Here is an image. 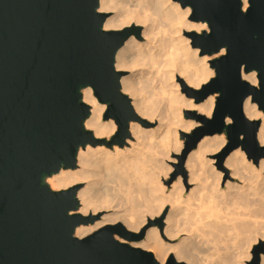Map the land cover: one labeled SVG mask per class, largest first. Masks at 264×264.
Segmentation results:
<instances>
[{"label": "water", "instance_id": "95a60500", "mask_svg": "<svg viewBox=\"0 0 264 264\" xmlns=\"http://www.w3.org/2000/svg\"><path fill=\"white\" fill-rule=\"evenodd\" d=\"M178 1L191 6L192 20L209 28L190 31L192 45L202 54L225 49L210 62L213 77L200 88L184 87L196 102L218 96L210 117L186 111L200 125L191 134L181 131L186 142L178 166L183 170L203 136L222 132L228 139L222 159L238 147L264 157L260 121L244 113L249 96L264 111V0H248L245 9L243 0ZM98 5L99 0H0V264H188L173 254L162 263L129 243L142 240L151 226L163 230L164 216L149 219L139 232L118 222L76 236L78 225L97 218L77 212L81 184L53 190L44 182L63 167L77 168L80 147L122 146L129 122H145L121 90L123 71L115 67L117 51L140 27L104 29L108 15ZM253 70L258 85L242 76ZM85 86L108 104L104 118L117 124L110 141L85 128ZM250 264H259L258 252Z\"/></svg>", "mask_w": 264, "mask_h": 264}, {"label": "bare ground", "instance_id": "6f19581e", "mask_svg": "<svg viewBox=\"0 0 264 264\" xmlns=\"http://www.w3.org/2000/svg\"><path fill=\"white\" fill-rule=\"evenodd\" d=\"M247 6L248 0H243V8L245 9ZM98 11L112 13V15L105 18L104 29L136 26L133 25L134 23L142 26V29L139 26L141 34L139 33L138 36L131 35L117 51L115 67L118 70H130L129 74H124L120 78L121 90L129 95L135 111L141 117L148 116L151 120L157 118L158 125L154 129H147L137 121H130L129 129L136 140L128 141L130 147L123 149L118 145H113L110 148L103 144H87L84 147H80L77 152V168L63 167L58 172L46 175L44 182H47L53 190H61L85 180L86 185L77 192L80 200L77 212L85 215L95 214L106 205L105 199L100 194L103 181L113 184L116 197L120 203L117 205L119 207L128 206L123 211L121 210L122 208L117 209V211H110L111 213L102 216L100 220L98 219L91 224L78 225L75 229V235L78 237H84L104 224L116 222L117 220H123L127 228L138 231L150 217L159 215L163 211L164 206L169 203L171 207L168 209L167 215H165V227L163 230L161 231L158 225L149 227L146 230L145 237L138 243L136 242L137 245L139 244L145 249L152 250L162 263L171 254H174L177 260L184 259L190 264H197L198 262L193 261L194 254H196H193V250L201 245L197 242L198 237H201L203 242L205 241L203 237H205L208 241L207 243L212 242L214 245L212 247L215 250H219L220 243H224V248H228L231 236L236 233L235 237H233L235 239L233 240L234 242L231 241L232 239L230 242H232V247H235L237 251L234 252L233 250L232 254L230 252L231 255L225 251L232 257L228 258L233 259V262L228 264H245L242 258L244 256L247 257L248 250L246 249H249L250 246L242 250V245L245 244L241 243V245L240 242L242 241H237L239 239L238 236L241 234V232L239 234V230L242 229V226L239 224L235 225L233 221L230 223V218L227 221L233 227L230 228L229 225L228 228H235L238 232L236 230H230L229 232L227 228L229 223L225 222L227 218L223 219L222 215L224 212L220 211L224 206L225 208L227 207V210L229 207L232 209L231 206L234 209H240V206L243 203L246 204V201L248 203L250 201V205L253 204L252 207L247 206V208L257 207H254V200L260 198V196L256 197L253 189L256 188L255 184L260 188L259 183L264 179L263 174L261 175V171L264 169V159L260 161V166L257 167L251 160H248L246 152L238 147L231 151L225 159V165L231 168V172L229 173L227 169L226 171L225 169L218 171V169H215L214 159L210 155L219 152L226 143L225 132L205 135L187 154L185 165L189 169V183L192 185L189 192L183 188L181 176L173 183L170 190L162 181V163L161 166L156 168L153 166L160 164H152L153 160L154 162L155 160H157L156 162L164 161L163 157L170 156L169 153L171 151H181L183 141L178 137V133L181 130H192L199 124L198 121L185 118V110L191 108L208 117L212 115L214 110L217 94H211L205 100L196 102L194 97L187 96L184 91L185 85L197 89L215 75L214 68L209 65V60L212 57L202 54L200 48L194 47L191 37L187 34L190 30L202 32L204 28L208 27L207 22L192 20L190 18L192 13L191 6H182L177 0H99ZM220 53L224 54L225 49L223 48ZM242 76L253 85H258L257 72L255 70L250 72L243 71ZM151 91L163 100V107L161 106L162 110L159 112L155 110V106L153 107L147 103V96ZM81 93L82 100L90 105V114L84 121L85 128L92 129L97 137L109 133L113 134L117 128L115 120L113 118H103L108 104L98 100L91 86L81 88ZM244 113L252 120L261 118L257 140L261 146H264V112L256 102L252 101L251 96L245 99ZM231 121L230 117L226 118V124ZM139 145L141 147L145 146L146 151L148 149L147 153L152 150V154L146 155L145 151L144 155L142 157L140 155V158H138L137 147ZM144 150L141 151L143 152ZM237 177L241 179V184L235 182ZM251 184L254 185L251 187ZM251 188H253L252 192ZM260 192L264 193V191ZM133 193H136V195L134 194V196ZM250 195L255 196L256 199H251ZM262 203L264 204L263 201ZM107 207L109 206L107 205ZM262 207L259 206V210ZM238 209L237 217L243 214L244 211L246 212V210L243 211L242 209L243 212L241 211L240 213ZM234 211V214H236V210ZM248 211L245 214L250 212ZM227 212L229 213V210ZM258 213L262 212L257 211ZM225 214L227 215L226 212ZM253 215H250V217L252 218ZM233 216V218H237L235 215ZM256 218L258 219L259 217ZM247 220L237 221H240L242 225L243 222L241 223V221L248 224ZM255 220H248L249 224L254 221L251 222L254 223L253 227L251 226L252 224L246 226L243 223L246 226L244 228L250 226L247 229H252L250 231H253L254 225L256 226ZM255 231L258 232L256 229L254 234ZM160 232L169 240L178 237L180 234L186 235L181 242L179 241V244L176 242L171 244L161 239ZM220 232L221 236H216V233ZM224 232L226 235L229 234L225 237L228 238L227 240L223 238ZM180 237L182 238V236ZM246 237L244 238L246 239V241H243L244 243L248 242V237ZM119 240L125 241L122 238ZM199 240L201 241L200 238ZM222 246L224 245H221V249H223ZM208 249L210 248L208 247ZM212 251L218 254V260L213 264H226L229 260L228 258L226 260L225 255L227 254H224L225 252L222 251L223 254H219L218 252L221 250L217 252L212 249ZM260 264H264V255H262Z\"/></svg>", "mask_w": 264, "mask_h": 264}, {"label": "rangeland", "instance_id": "374dc122", "mask_svg": "<svg viewBox=\"0 0 264 264\" xmlns=\"http://www.w3.org/2000/svg\"><path fill=\"white\" fill-rule=\"evenodd\" d=\"M178 1V0H177ZM180 2V1H179ZM105 13H107V15L108 16H110V15H112V13L111 12H105ZM190 18H191V15H190ZM133 25H136V26H140L141 27V29H142V26L140 25V24H136V23H134ZM126 27V26H125ZM124 28V27H123ZM120 29H122V28H120ZM203 30H209V28L207 27V28H204ZM190 31H196V30H190ZM189 31V32H190ZM189 32H187V34L189 33ZM198 32V31H197ZM140 34H141V32H140ZM222 53H213V54H207V55H209V57H212L211 58V60H213V59H215V58H217V57H219L220 55H221ZM211 60H209V65L211 66V64H210V62H211ZM212 67V66H211ZM215 70V69H214ZM121 71H123V75L125 74H129L130 73V70L129 69H123V70H121ZM194 88V87H193ZM126 94V93H125ZM216 94V93H215ZM128 95V94H127ZM153 95V96H152ZM218 95V94H217ZM129 96V95H128ZM150 96V97H149ZM154 96H155V98H154ZM152 97V98H151ZM158 97V98H157ZM151 100H150V99ZM160 98V99H159ZM157 99V100H156ZM150 100V101H149ZM153 100V101H152ZM160 100V101H159ZM161 100H162V98L160 97V96H158L157 94H153L152 93V91H151V93L149 94L148 93V96H147V103L149 104V105H151V106H155L156 108H155V110L156 111H160V110H162V104H163V100H162V102H161ZM149 101V102H148ZM152 102V103H151ZM157 102H158V104H157ZM154 104V105H153ZM158 106H160V107H158ZM162 106V107H161ZM134 108V107H133ZM106 110H107V108H106ZM106 110H105V112H106ZM135 110V109H134ZM186 111H197V110H194V109H191V108H188L187 110H185V112H184V116H185V118H188V119H192L193 121H197V120H195L194 118H191V117H188L187 116V114H186ZM105 112H104V114H105ZM264 112V111H263ZM137 113V112H136ZM138 114V113H137ZM139 115V114H138ZM140 116V115H139ZM141 117V116H140ZM103 118H104V115H103ZM141 118H143V119H145V122H142V121H139V120H133V121H137V122H139V124H141L143 127H145V128H147V129H154V128H156L157 127V125H158V119L157 118H154V119H152L151 120V118H149L148 116H145V117H141ZM248 118V117H247ZM105 119V118H104ZM110 119V118H109ZM252 120V119H251ZM254 120H259L260 121V123H261V118H258V119H254ZM198 125L197 126H199L200 125V122L198 121ZM197 126H195L192 130H181V131H184V132H187V133H192V131L197 127ZM129 127H130V122H129ZM90 129V128H89ZM90 130H92V129H90ZM130 130V129H129ZM181 131L178 133V137L180 138V140L181 141H183V147H182V149H181V151H175L174 150V152L173 151H171V153H169V155L170 156H165V157H163V160L164 161H158V162H156L157 160H155V162H154V160H153V163L152 164H154V165H156L157 163L158 164H160V165H156V166H153V167H159V166H161V163H162V166H163V170H162V168H161V172L162 173H164V174H162L161 173V175H162V181H163V183H164V185H166L167 187H169V189L171 190V187H172V185H173V183H175L178 179V177L179 176H181L182 177V182H181V184H183L182 186H183V188L185 189V190H187V192H189V190L192 188V185L189 183V169H187V166L185 165V163H184V165H183V170L178 166V164H179V159H178V155H181L182 153H183V150L185 149V142H186V138L185 137H182L181 136ZM117 132V128H116V130L114 131V133L113 134H111V133H109V134H107V135H103V136H98L99 138H103V139H105L106 141H110L111 139H112V137L115 135V133ZM216 134H219V133H216ZM225 136H226V139H227V135L225 134ZM133 139V140H132ZM129 140H132V141H136L135 140V137L133 136V134H132V131L130 130V136L128 137V138H126V140H125V143L122 145V146H120L121 148H123V149H125V148H127V147H130V144H129ZM227 143H228V139L226 140V143L224 144V146L221 148V150L219 151V152H217V153H215V154H211L210 155V157L212 158V159H214V167H215V169L217 170L218 169V171L219 170H224L225 169V171H226V169H227V171L230 173L231 172V168H228V167H226V165H225V159H226V157L228 156H226L224 159H222V157H221V154L223 153V151H224V149H225V147H226V145H227ZM258 143H259V141H258ZM103 145H105V146H107V147H110V148H112V146L113 145H118V144H112V146H108L106 143H102ZM98 145H101V144H98ZM119 146V145H118ZM158 147V146H157ZM160 147H162V146H160ZM259 147H264V146H261L260 144H259ZM138 154H137V157L138 158H140V155H141V157H142V155H144L143 153H145V151H146V147L144 146H142L141 147V145H139L138 147ZM143 148V149H142ZM239 148H241V147H239ZM145 149V150H144ZM141 150H144L143 152L141 151ZM244 150V149H243ZM150 152V154H152V150H149ZM245 152H246V150H244ZM259 151V150H258ZM141 152V153H140ZM148 152V149H147V151H146V155H150L149 153H147ZM172 154V155H171ZM246 154H247V158H248V160H251L252 161V163L255 165V166H257V167H259L260 166V161L262 160V159H264L263 157H261V158H259V159H257L256 157H255V153H253V154H248L247 152H246ZM167 157V158H166ZM187 158V157H186ZM142 159V158H141ZM162 159V158H161ZM185 162H186V160H185ZM164 163V164H163ZM77 167H78V165H77ZM166 171V172H165ZM262 173H261V175L263 174V177H264V169L261 171ZM235 182L236 183H239V184H241L242 183V181H241V179H239L238 177L235 179ZM47 183V182H46ZM77 183H80L81 184V188L83 187V186H85L86 185V181L85 180H81V181H79V182H77ZM263 183V184H262ZM48 184V183H47ZM76 184V183H75ZM108 184H111L110 182H107V181H103L102 182V185H101V188H102V190H101V192H100V194H101V196L105 199V206L103 207V208H101V209H99L95 214H87L86 216H89V215H94V216H96L97 218L95 219V221H97L98 219L100 220L101 218H102V216H104V215H107V214H109V213H111L110 211H117V209H121L122 211H123V209L125 208H127V207H119L117 204L119 203V200H118V198L116 197V194H115V190H114V187H113V184H111V185H108ZM260 185V188H258V185L257 184H255L256 185V188L253 186V188H255V189H253V188H251V192H252V189H253V191H255V196L257 197H259L260 196V198H257L256 199V197L254 196H249L251 199H256L257 200V203H256V200H254V207L255 206H257V207H255L256 208V210H255V208H250V207H248L247 208V206H251L252 207V205H250L251 204V202L249 201V203L246 201V204H248V205H246L245 203H243L241 206H240V209H238L239 211H240V213H241V211H242V209H243V211L244 210H246V212L244 211V213L243 214H245V213H247V211L249 212L248 214H245V215H243V214H241L240 216H241V218H239L238 219V217H240V216H238L237 217V209H234L232 206H231V208L232 209H230V207L228 208V210H229V213L227 212L228 210H227V207L225 208V206L224 207H222L221 208V211L220 212H224L223 213V215L220 213V215H222V217H223V219H226V223L228 224L229 222V220H230V218H231V220H230V223H232V221L233 222H235V225L236 224H239L240 226H242L240 229L241 230H239V234H240V232H241V234L238 236V238L239 239H237V241H242V242H240V244L241 243H243V244H245V245H242L243 246V248H242V246H241V248H242V250L244 249H246V248H248L249 246H250V248L249 249H246V250H248L247 252V257H243L242 259H243V262L245 263V264H250V263H252L253 262V260L255 259V253L256 252H258V255H259V264H260V261H261V258H262V255H264V237H263V235H264V217H262V216H264V204L262 203V201L264 202V197H261V196H264V193H262V192H260V191H264V188H263V186H264V179H263V181L261 180V182L259 183ZM49 185V184H48ZM252 185H254V184H251V187H252ZM105 187V188H104ZM224 187V186H223ZM80 188V189H81ZM113 188V189H112ZM168 189V191H170ZM260 189V190H259ZM263 189V190H262ZM258 193H261V194H259L258 195ZM136 195V193H133V195ZM108 195V196H107ZM134 195V196H135ZM106 196V197H105ZM115 196V197H114ZM115 199H116V202H115ZM261 199V200H260ZM107 200V201H106ZM113 202H112V201ZM258 200H260V201H258ZM110 201V203H108ZM253 202V201H252ZM263 204H261V203ZM112 203V204H111ZM257 205H256V204ZM259 203H260V205H259ZM111 204V205H110ZM120 204V203H119ZM107 205L109 206V207H107ZM246 205V207H244ZM112 206H113V208H112ZM262 207V208H260V210H259V208L258 207ZM117 207H119V208H117ZM170 207H171V205L169 204V203H167L165 206H164V209H163V211L159 214V215H156V216H154V217H150L149 219H152V220H154V219H156V218H160V217H162V216H164V218H163V221H164V219H165V215H167L166 213H168V209H170ZM245 209H244V208ZM258 208V209H257ZM111 209V210H110ZM223 209H225V211H223ZM263 211H262V210ZM109 210V211H108ZM233 210V211H232ZM234 210H236V214H234ZM254 210V211H253ZM230 211H231V213H230ZM242 211V212H243ZM257 211H259V212H262V213H260V214H262L261 215V217H260V214L258 215L257 214ZM225 212L227 213V215L225 214ZM252 212V213H251ZM254 212V213H253ZM255 212H256V214H255ZM80 213V212H79ZM233 213V214H232ZM83 214V213H82ZM224 214H225V216H224ZM228 214H230V216H228ZM231 214H232V217H231ZM252 216V214H254L255 215V217H254V215H253V217L251 218L250 217V215ZM85 215V214H84ZM233 215H235L237 218V220H243L244 219V221H246L248 218V220L250 221V220H252V219H256L255 220V223H256V226L254 225V227L257 229V231L259 232V234H257L258 232H256L255 231V234H257V235H255L254 234V230H256L255 228H253L254 230L253 231H250V230H252V229H250V230H248L247 228H249L250 226H248L247 228H244V227H246L248 224H249V221L247 220V222H248V224H246V222H244V221H241V223L243 222L244 223V225H246V226H244L243 225V223H242V225L240 224V221H237L235 218H233L234 216ZM246 215H247V218H246ZM258 215V216H257ZM243 216H245L243 219H242V217ZM256 217H259L258 219L256 218ZM246 218V219H245ZM148 219V220H149ZM229 219V220H228ZM148 220H147V222L144 224V226L148 223ZM228 220V221H227ZM235 220V221H234ZM257 221V222H256ZM118 222H121V223H123L124 225H125V223L123 222V220H117L116 222H112V223H107V224H114V223H118ZM236 222H238V223H236ZM251 222H254V221H251ZM250 222V224L249 225H251L252 227H253V224L254 223H251ZM259 222V223H258ZM230 223L227 225V228L229 227V225H230ZM261 223V224H260ZM91 224V223H90ZM258 224V225H257ZM105 225V224H104ZM232 225V224H231ZM230 225V228L231 227H233V225L231 226ZM235 225H234V227H235ZM126 226V225H125ZM143 226V227H144ZM102 227V226H101ZM127 227V226H126ZM142 227V228H143ZM151 227H153V226H151ZM164 227H165V222H164ZM163 227V228H164ZM258 227V228H257ZM100 228V227H99ZM141 228V229H142ZM244 228V229H243ZM98 229V228H97ZM96 229V230H97ZM129 229V228H128ZM140 229V230H141ZM160 229V228H159ZM229 229V228H228ZM131 230V229H130ZM140 230H138V231H135V230H133V231H135V232H139ZM161 230V229H160ZM230 230H236L235 228L233 229H229V232H230ZM95 231V230H94ZM93 231V232H94ZM162 231V230H161ZM246 232V233H244V232ZM249 231H250V233H249ZM228 232V233H229ZM236 232H238V230H236ZM248 232V233H247ZM92 233V232H91ZM231 233H233V231H231ZM243 233H244V235H243ZM245 234H247L246 236L248 237V242H243V241H246V239H244L246 236H245ZM186 235V234H185ZM184 234H180L178 237H176V238H174V239H167V237L164 235V234H162V232H160V237H162L161 239L164 241V242H167V243H171V244H174V242H176V243H180L181 242V240L183 239V237L185 236ZM221 236V232L220 233H216V236ZM222 235H223V233H222ZM229 235V234H228ZM228 235H226L225 234V232H224V240H227L228 238H225L226 236H228ZM235 235H236V233L235 234H233L232 236H231V234H230V236H231V239H230V237H229V239L232 241V242H234L233 240H235L233 237H235ZM252 235V236H251ZM180 236H182V238L180 237ZM218 236V237H219ZM241 236H243L242 238H241ZM118 239H121V237L120 236H116ZM210 237V236H209ZM246 237V238H247ZM252 237V238H251ZM257 237V238H256ZM180 238V239H179ZM199 238L201 239V241L199 240ZM205 237H203V240H205L204 242L202 241V238L201 237H198V240H197V242L198 243H200L201 245L200 246H198V248L196 247L194 250H193V254L194 253H196V254H194V258H193V261H195V262H198L197 264H213L214 262H216L218 259V254H215V252H213L212 251V249L214 250V251H219V250H221L220 252H218L219 254L220 253H222L223 254V252H229V254H230V252H231V254L233 253V250H234V252L235 251H237V249H235V247H232L233 245H232V242H230V240H229V245H228V248L226 247V248H224L225 247V244L224 243H222L224 246H222V248L223 249H221V243H220V249L219 250H215V248H213L212 246H214L213 244H212V242H210V243H207L208 241L206 240V238L204 239ZM252 240H251V239ZM179 239V240H178ZM240 239H242V240H240ZM256 239V240H255ZM251 241V243H250V241ZM141 241V240H140ZM173 241V242H172ZM180 241V242H179ZM139 242V241H133V242H129L131 245H133V246H137V247H141L139 244L137 245V243ZM196 242V243H197ZM206 242V243H205ZM222 242V241H221ZM197 243V245H199ZM226 243V242H225ZM248 243V244H247ZM250 243V244H249ZM136 244V245H135ZM231 244V245H230ZM211 245V246H210ZM200 247H202V248H200ZM208 247L210 248V249H208ZM245 247V248H244ZM143 248V247H142ZM241 248H240V251H241ZM145 249V248H144ZM197 249V250H196ZM208 249V250H207ZM225 249H227V250H225ZM229 249H230V251H229ZM232 249V250H231ZM146 250H148V249H146ZM210 250V251H209ZM149 251H151V252H153L152 250H149ZM209 253H207V252ZM223 251V252H222ZM224 253V254H227V255H225L226 256V260H227V258L228 257H231L228 253ZM154 253V252H153ZM204 253H206V254H204ZM249 254V255H248ZM154 255H155V253H154ZM174 255V254H173ZM196 255V256H195ZM205 255V256H204ZM175 256V255H174ZM156 257V256H155ZM157 258V257H156ZM176 258V257H175ZM232 258V257H231ZM177 259V258H176ZM198 259V260H197ZM229 260L226 262V260H225V262H226V264H228L229 262L231 263V262H233V259H230V258H228ZM167 260V259H166ZM165 260V261H166ZM179 261H184V262H186V263H188V264H190L188 261H186V260H184V259H182V260H180V259H178ZM160 261V260H159ZM164 261V262H165ZM213 261V262H212ZM161 262V261H160ZM163 262V263H164ZM200 262V263H199ZM223 264H225V263H223Z\"/></svg>", "mask_w": 264, "mask_h": 264}]
</instances>
